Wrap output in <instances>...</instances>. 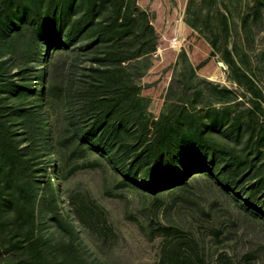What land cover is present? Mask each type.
Instances as JSON below:
<instances>
[{
    "label": "rangeland",
    "instance_id": "obj_1",
    "mask_svg": "<svg viewBox=\"0 0 264 264\" xmlns=\"http://www.w3.org/2000/svg\"><path fill=\"white\" fill-rule=\"evenodd\" d=\"M21 0H10L9 5ZM5 0H0L3 5ZM93 35L96 44L76 58L57 55L58 75L88 79L94 54L114 44L130 56L121 65V54L108 59L118 80L109 90L121 96L118 108L123 120L142 129V138L155 121L165 116L178 133L197 135L219 150L225 160L239 162L243 171L252 164L249 176L264 175V0H96ZM125 15V26L106 30L115 8ZM87 4L74 10L83 13ZM135 16V17H133ZM135 18L136 20H132ZM120 22V19H119ZM125 35L119 38L122 30ZM119 34V35H118ZM110 36V39L107 37ZM154 46V47H151ZM71 47V48H72ZM92 48V49H91ZM111 50H113L111 48ZM137 50L142 54L134 56ZM145 51V52H144ZM252 81L234 80L225 56ZM0 51L7 75L15 81L22 59L9 61ZM24 59V58H23ZM23 76L37 87L35 62L26 65ZM100 77L103 74L99 75ZM216 110H212V108ZM186 108V109H185ZM186 110V111H185ZM52 116L48 118L51 120ZM214 121L219 126L207 127ZM238 125V127H237ZM57 168L44 172L43 161L35 165L38 197L50 177L57 186L59 207L72 220L77 250L59 249L63 240L54 224L36 207L39 255L22 248L12 258L3 250L2 259L18 264H173L168 256L171 236L149 237L159 224L183 228L179 264H192V251L204 257L202 264H216L218 257L232 264H264V221L240 207L227 190L206 176H196L185 185L158 194L121 183L108 163L94 151H67L61 157L51 153ZM259 168V169H257ZM66 175L62 177L61 171ZM248 176V178H249ZM247 179V178H246ZM252 181L248 179L247 182ZM264 190V180L262 181ZM7 189L0 190L5 196ZM71 204L85 214L93 235H88L71 212ZM2 244L20 239L13 229L5 205H1ZM195 264V263H194Z\"/></svg>",
    "mask_w": 264,
    "mask_h": 264
},
{
    "label": "trees",
    "instance_id": "obj_2",
    "mask_svg": "<svg viewBox=\"0 0 264 264\" xmlns=\"http://www.w3.org/2000/svg\"><path fill=\"white\" fill-rule=\"evenodd\" d=\"M9 1L0 3V51L9 61L22 59L24 66L21 65L18 73L20 80L15 81L7 75L4 60L0 59V190L7 189L5 196L0 193V211L1 205L7 207L5 211L20 239H7L8 244L4 246L0 220V264H18L4 261L2 249L7 258H12L13 250L17 248L26 249L33 256L42 252V237L36 227L38 205L62 236L59 249L77 250L75 226L67 212L59 207L61 195L50 177L42 184L38 197L35 165L43 161L44 172H49V164V169L55 170V160L49 159L53 152L61 157L67 151H94L97 158L106 161L115 171L121 183L140 187L150 194L177 189L193 177L206 176L225 188L245 211L264 221V175L252 178L249 176L252 164L240 171L239 162L225 160L204 138L201 126L197 128V135L178 133L165 116L153 122L150 133L142 138L143 131L139 126L123 120L117 107L122 97L116 98V93L109 90L119 78L108 59L111 53H120L115 63L121 65L130 56L122 54L118 47L114 49L113 43L103 54L90 50L94 54L90 78L58 75L57 55L68 53L71 58H76L80 49L73 45L80 44L89 51V47L96 44L98 38L90 40L88 45L82 43L93 35L96 0H21L11 5ZM84 3L86 10L74 14V10ZM114 13L106 30L115 29V25L121 29L126 24L127 13L123 20L120 5ZM125 32L123 29L119 38ZM142 53L137 50L133 55ZM31 60L36 65L35 89L22 74ZM225 61L235 81L239 82V77H243L249 84H254L236 66L230 53L225 56ZM212 110L216 109L213 107ZM49 116H52L51 120H48ZM207 127L216 125L213 121ZM61 175L66 177L63 170ZM248 179L252 181L247 182ZM70 209L85 232L93 235L83 211L72 204ZM182 233V227L167 223L151 228L149 237L171 236L174 242L167 255L173 264H179ZM191 257L192 264L204 262L203 255L196 250L192 251ZM216 264H226V261L219 256Z\"/></svg>",
    "mask_w": 264,
    "mask_h": 264
}]
</instances>
